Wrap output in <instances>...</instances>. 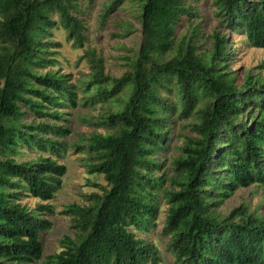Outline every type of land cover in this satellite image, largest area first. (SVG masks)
<instances>
[{
    "label": "trees",
    "instance_id": "1",
    "mask_svg": "<svg viewBox=\"0 0 264 264\" xmlns=\"http://www.w3.org/2000/svg\"><path fill=\"white\" fill-rule=\"evenodd\" d=\"M124 1L106 3L102 23ZM128 1L138 8L140 43L126 70L108 75L102 57L85 48L88 78L73 83L47 68L61 46L53 28L84 46L78 0H0V264H158L157 247L135 231H149L162 199L175 264H264V217L246 206L216 211L235 190L264 187V74L236 84L225 31L215 29L200 50L190 21L199 0ZM211 2L224 30L264 48V0ZM184 19L188 28L178 35ZM133 31L126 23L124 35ZM97 104L101 113L82 120L101 131L64 140L71 130L63 109ZM175 120L189 134L176 132L183 141L171 174H156ZM68 147L86 153L87 173L105 185L93 183L99 192L64 206L71 235L43 257L41 236L53 226L48 202L67 170L54 157ZM36 150L48 155L25 158ZM27 196L41 203L30 208L21 202Z\"/></svg>",
    "mask_w": 264,
    "mask_h": 264
},
{
    "label": "rangeland",
    "instance_id": "2",
    "mask_svg": "<svg viewBox=\"0 0 264 264\" xmlns=\"http://www.w3.org/2000/svg\"><path fill=\"white\" fill-rule=\"evenodd\" d=\"M108 2L111 0H78L79 14L85 27L86 41L84 46L82 48L74 47L71 41L66 40V34L61 27L53 28L50 38L53 42H59L61 46L54 49V57L57 60L55 65L47 69L68 74L73 83L82 82L88 78L89 64L80 57L83 56L85 48H93L103 59L105 73L118 77L126 70L128 58L134 55L140 43L138 8L131 1H124L109 13L102 23L103 8ZM194 8L196 15L190 21L193 26H197L199 34L196 41L200 45L201 51L210 46L209 35L215 29L225 31L228 34L231 54L227 70L235 78L236 84L240 85L248 73L251 75L264 74V48H255L249 45L241 31L224 30L215 15L211 0H199L194 4ZM53 17L55 18V15ZM126 23H131L134 27V31L128 35L123 33ZM188 23L189 20L186 19L180 22L176 28V33L181 35L186 32ZM169 96L175 100L174 93ZM63 112L69 113L66 115L69 122L65 124L69 126L71 133L64 139L69 144L79 142L83 136H88L94 130L101 131V128L88 126L82 120V118L93 120L92 118L98 116L101 113L100 105L97 104L95 108H66L63 109ZM184 125L176 120L175 124H171L172 137L166 151L158 155L162 165L156 174L161 171L167 172L168 175L171 174V159L178 154V147L183 141L182 135L176 136V132L182 130L184 135L189 134ZM40 153L42 152L36 150L31 156L27 154L25 158H33ZM42 154L48 155V152ZM86 157V153L71 147H68L61 157H54L58 163L64 164L67 170L61 178L60 188L54 193L53 199L48 202L52 205L54 213L46 215V217L53 222V226L41 236L43 257L58 252L60 250L59 239L64 235H71L69 218L60 214L64 206L71 203H81L84 194L99 192L97 188L93 187V183L105 185L102 175L87 173ZM21 202L26 203L30 208L41 203L38 199L30 196L22 197ZM241 206H246L248 211L256 216L264 217V187L254 184L246 188H239L226 198L216 211L227 216ZM166 207L162 199L153 226L150 227L149 231H135V234L157 247L160 258L158 264H175L172 253L167 249L168 236L162 233ZM39 264L43 263L40 262Z\"/></svg>",
    "mask_w": 264,
    "mask_h": 264
}]
</instances>
